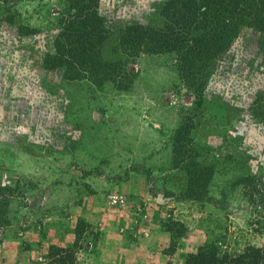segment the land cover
<instances>
[{"label": "rangeland", "instance_id": "rangeland-1", "mask_svg": "<svg viewBox=\"0 0 264 264\" xmlns=\"http://www.w3.org/2000/svg\"><path fill=\"white\" fill-rule=\"evenodd\" d=\"M158 1L101 0L100 11L110 23L162 25ZM62 9L0 0V264H39L81 224L80 264H180L201 244L264 246L257 34L244 29L206 68L202 98L174 53L142 56L120 90L40 66ZM191 161L210 175L202 199L183 196Z\"/></svg>", "mask_w": 264, "mask_h": 264}, {"label": "trees", "instance_id": "trees-1", "mask_svg": "<svg viewBox=\"0 0 264 264\" xmlns=\"http://www.w3.org/2000/svg\"><path fill=\"white\" fill-rule=\"evenodd\" d=\"M100 1L63 0L50 46L39 63L44 70L58 71L63 79L86 80L97 86L111 83L126 90L138 75L136 63L142 56L174 53L178 69L196 81L202 98L206 68L232 47L244 29L257 34L254 42L264 53V0H159L154 11L162 17V25L110 23L100 11ZM183 159L174 162L180 165ZM199 168L193 161L185 167L188 184L183 196L187 199L203 198L200 188L210 175L202 178L195 173ZM86 228L88 224L76 225L70 246L48 245L39 264H80L76 252ZM180 264H264V246L248 244L230 252L216 244H201Z\"/></svg>", "mask_w": 264, "mask_h": 264}]
</instances>
